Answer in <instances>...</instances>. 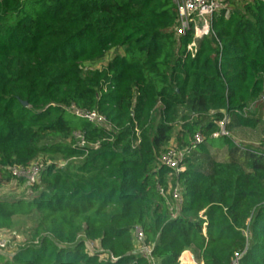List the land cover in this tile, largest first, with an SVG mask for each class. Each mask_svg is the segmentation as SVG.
<instances>
[{
	"label": "trees",
	"instance_id": "16d2710c",
	"mask_svg": "<svg viewBox=\"0 0 264 264\" xmlns=\"http://www.w3.org/2000/svg\"><path fill=\"white\" fill-rule=\"evenodd\" d=\"M177 18L174 0H0V188L40 156L78 161L0 199V231L36 218L0 264H264V141L230 135L264 124V0L216 13L192 50ZM188 148L182 172L162 164Z\"/></svg>",
	"mask_w": 264,
	"mask_h": 264
},
{
	"label": "built area",
	"instance_id": "2783aa9c",
	"mask_svg": "<svg viewBox=\"0 0 264 264\" xmlns=\"http://www.w3.org/2000/svg\"><path fill=\"white\" fill-rule=\"evenodd\" d=\"M174 3L177 6L178 12L177 26L174 28L176 36H184L189 31H193L194 33V42L188 46L189 50H192L194 47H196L197 40L211 35L214 15L221 11L228 10V4L225 0H174ZM72 111L75 115L81 118H85L92 123L105 127L108 130L111 129V125L107 122V120L97 112L80 110L76 107H73ZM225 135H227V132L226 128L223 125L221 132L216 133L213 137L219 138ZM78 137L82 139L81 136ZM203 141V135L198 133L193 140V147L202 143ZM191 151L192 148H188L183 152L171 149L168 153L163 155L161 162L163 165L169 167L175 172L180 173L184 170V168L181 167V163L186 156L190 155ZM46 166L48 165L39 162H33L28 167L15 166L11 168V174L14 177V180L24 179L30 186H32L38 182L39 177ZM160 191L164 195H169L170 192L168 191L167 194L164 189H160ZM171 191L174 199L181 203L182 194L180 187L178 186L175 189H172L171 187ZM136 236L138 244L143 243L144 235L141 230L136 231ZM98 245V243L87 242L86 246L88 252L91 255H93L94 253H102L103 249L100 247V245ZM140 247L143 252L150 253V250L147 247ZM8 248L9 242L3 237H0V253H6ZM91 248L93 249V251H90ZM102 257L104 258V256Z\"/></svg>",
	"mask_w": 264,
	"mask_h": 264
},
{
	"label": "rangeland",
	"instance_id": "374dc122",
	"mask_svg": "<svg viewBox=\"0 0 264 264\" xmlns=\"http://www.w3.org/2000/svg\"><path fill=\"white\" fill-rule=\"evenodd\" d=\"M228 4L229 9L231 10L233 7H240L243 2H247L248 0H225ZM115 52L111 53L109 58L102 63L97 65H88V69H102L106 67L109 63L110 58L114 55ZM230 135L236 140V142L243 147H255L259 148L264 141V124H260L256 129H234L231 131ZM227 157L226 152L221 153L220 159H225ZM45 165L57 164L60 167H65L69 163H78L75 160H66L61 157L50 158L47 156H40L36 161ZM24 179H20L18 181H13L12 183L3 186L0 188V199H31L33 197V188L26 183H21L20 181ZM36 218H24L19 217L16 218L15 227L12 230H3L0 231V237H3L9 242V248L5 253L7 256L13 254L22 246L27 245L30 242L29 235L31 230L33 231L34 224ZM27 236V237H26ZM19 238V239H17ZM96 246V245H95ZM99 246V245H98ZM92 247V246H90ZM97 247V246H96ZM95 247V248H96ZM98 248V247H97ZM90 251H93L91 248ZM191 264H200L195 258L188 254ZM182 262V261H181ZM182 264V263H181ZM184 264V263H183Z\"/></svg>",
	"mask_w": 264,
	"mask_h": 264
},
{
	"label": "crops",
	"instance_id": "0c3cea01",
	"mask_svg": "<svg viewBox=\"0 0 264 264\" xmlns=\"http://www.w3.org/2000/svg\"><path fill=\"white\" fill-rule=\"evenodd\" d=\"M191 254L192 258L194 257L191 252H185L183 255Z\"/></svg>",
	"mask_w": 264,
	"mask_h": 264
},
{
	"label": "water",
	"instance_id": "95a60500",
	"mask_svg": "<svg viewBox=\"0 0 264 264\" xmlns=\"http://www.w3.org/2000/svg\"><path fill=\"white\" fill-rule=\"evenodd\" d=\"M24 106L28 107V106H29V104H28L27 102H25V103H24Z\"/></svg>",
	"mask_w": 264,
	"mask_h": 264
}]
</instances>
